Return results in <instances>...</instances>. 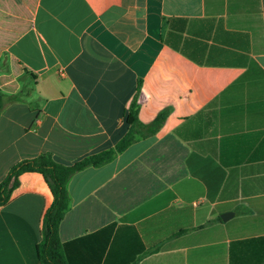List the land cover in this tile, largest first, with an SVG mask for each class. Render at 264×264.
I'll return each instance as SVG.
<instances>
[{"label":"crops","instance_id":"0c3cea01","mask_svg":"<svg viewBox=\"0 0 264 264\" xmlns=\"http://www.w3.org/2000/svg\"><path fill=\"white\" fill-rule=\"evenodd\" d=\"M0 92V183L114 148L134 101L141 125L166 112L69 179L68 264H264V0H0ZM52 203L18 177L0 264H38Z\"/></svg>","mask_w":264,"mask_h":264},{"label":"trees","instance_id":"16d2710c","mask_svg":"<svg viewBox=\"0 0 264 264\" xmlns=\"http://www.w3.org/2000/svg\"><path fill=\"white\" fill-rule=\"evenodd\" d=\"M3 104L4 96L0 92V112ZM165 117L166 112L160 113L150 124L141 125L137 121V105L134 101L125 115L128 130L114 148L88 156L70 166L58 164L50 155L43 154L37 158L20 161L9 170L0 183V208L8 203L12 191L18 185V177L24 173L41 174L53 196V203L43 217L41 239L36 246L38 264H68L58 236V228L70 207L66 189L69 179L86 168H98L111 162L117 154L122 153L138 139L154 135Z\"/></svg>","mask_w":264,"mask_h":264},{"label":"water","instance_id":"95a60500","mask_svg":"<svg viewBox=\"0 0 264 264\" xmlns=\"http://www.w3.org/2000/svg\"><path fill=\"white\" fill-rule=\"evenodd\" d=\"M228 217H230V213H226V214L221 216L223 221H225Z\"/></svg>","mask_w":264,"mask_h":264}]
</instances>
